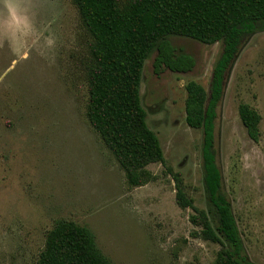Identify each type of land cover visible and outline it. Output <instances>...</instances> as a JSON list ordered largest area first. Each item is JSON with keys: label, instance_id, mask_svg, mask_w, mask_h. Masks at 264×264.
I'll use <instances>...</instances> for the list:
<instances>
[{"label": "rangeland", "instance_id": "rangeland-1", "mask_svg": "<svg viewBox=\"0 0 264 264\" xmlns=\"http://www.w3.org/2000/svg\"><path fill=\"white\" fill-rule=\"evenodd\" d=\"M170 41L195 64L155 74L154 54L145 60L139 96L164 164L148 165L155 180L131 187L86 117L92 39L74 0H0V264H37L58 220L89 229L112 264H213L219 245L201 239L194 211L177 205L167 169L204 210L202 134L185 124V85L208 91L221 43ZM226 75L216 163L245 255L264 264V32L244 43ZM240 104L260 116L256 142Z\"/></svg>", "mask_w": 264, "mask_h": 264}, {"label": "trees", "instance_id": "trees-1", "mask_svg": "<svg viewBox=\"0 0 264 264\" xmlns=\"http://www.w3.org/2000/svg\"><path fill=\"white\" fill-rule=\"evenodd\" d=\"M82 25L92 42L87 69L86 117L124 172L131 187L155 180L147 169L164 164L156 135L146 124L139 87L145 60L154 54L155 74L168 70L188 73L194 59L170 41L182 37L213 45L221 52L212 68L208 91L196 82L185 85V124L200 130L202 189L205 209L186 197L180 175L171 173L177 205L191 208L190 223L201 239L219 245L213 264H255L245 255L230 202L222 188L216 163L215 119L226 74L244 43L264 32V0H74ZM238 116L248 137H259L260 116L246 104ZM37 264H112L96 245L93 233L72 221L58 220L46 233Z\"/></svg>", "mask_w": 264, "mask_h": 264}]
</instances>
